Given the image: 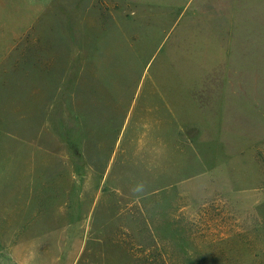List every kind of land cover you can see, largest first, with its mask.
Segmentation results:
<instances>
[{"label": "rangeland", "instance_id": "1", "mask_svg": "<svg viewBox=\"0 0 264 264\" xmlns=\"http://www.w3.org/2000/svg\"><path fill=\"white\" fill-rule=\"evenodd\" d=\"M201 2L0 0V264H264V1L222 110Z\"/></svg>", "mask_w": 264, "mask_h": 264}, {"label": "crops", "instance_id": "2", "mask_svg": "<svg viewBox=\"0 0 264 264\" xmlns=\"http://www.w3.org/2000/svg\"><path fill=\"white\" fill-rule=\"evenodd\" d=\"M263 1L264 0H257V2H253L252 0H244V3H242V10L237 14H233L232 11L233 0H203V2H201L204 5L211 6V4H213L218 7L219 13L217 11L215 12V14L217 15L221 12H224L226 8L233 15H231V18L226 21H223L222 19L221 23H215L217 41L213 43V46L211 48V58L209 59V61H207V63H204L203 65H201L200 62L197 61V64L200 68V73H203V77L201 78V76H199L198 80L195 82L196 84L202 86V88L199 90L200 92H202L201 98L199 100H195L194 102V100L188 98V94H185V97H183V95L181 94V97L176 96L180 97V99H185V102H187V106L189 109L198 108V110H207L208 108H214L217 106L222 110L225 107V98L227 97L231 87L234 85H240V64H238L237 60L235 59L234 53L236 46L237 51H239V48L241 50L243 49L244 41L236 38L237 28H244L243 23H245V17H247L248 15L252 17L256 16L252 15L251 13H247V8H251V5ZM203 14H205V11H203L202 15ZM240 21L241 27H237V23H239ZM213 69L215 71H213ZM217 69L225 70V77L219 78L217 76H213V72L217 74ZM189 83L192 84L193 82ZM222 84H224L225 86Z\"/></svg>", "mask_w": 264, "mask_h": 264}, {"label": "clouds", "instance_id": "3", "mask_svg": "<svg viewBox=\"0 0 264 264\" xmlns=\"http://www.w3.org/2000/svg\"><path fill=\"white\" fill-rule=\"evenodd\" d=\"M139 190H141V189H137V191H139Z\"/></svg>", "mask_w": 264, "mask_h": 264}]
</instances>
